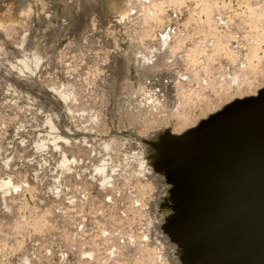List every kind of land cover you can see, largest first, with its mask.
I'll list each match as a JSON object with an SVG mask.
<instances>
[{
    "label": "rangeland",
    "instance_id": "374dc122",
    "mask_svg": "<svg viewBox=\"0 0 264 264\" xmlns=\"http://www.w3.org/2000/svg\"><path fill=\"white\" fill-rule=\"evenodd\" d=\"M118 2L0 0V181L14 186L0 189V264H182L162 230L169 186L156 173L139 175L138 153L126 154L124 145L143 146L148 157L140 158L149 159L144 140L166 128L179 134L264 88V55L257 65L237 63L255 44L247 42L254 30L244 10L264 14V0H243V13L213 9L210 25L226 31L229 57L214 52L213 36L199 33L209 24L194 0L164 5L162 21L144 25L156 34L176 17L173 40L160 50L158 36L136 40L141 13L126 17ZM23 55L38 56L36 71L9 69ZM234 73L237 89L229 83ZM52 89L67 93V102ZM49 120L54 137L67 140L58 148ZM64 154L67 168L60 165ZM102 164L113 179L105 188L95 172Z\"/></svg>",
    "mask_w": 264,
    "mask_h": 264
},
{
    "label": "water",
    "instance_id": "95a60500",
    "mask_svg": "<svg viewBox=\"0 0 264 264\" xmlns=\"http://www.w3.org/2000/svg\"><path fill=\"white\" fill-rule=\"evenodd\" d=\"M144 142L169 186L162 230L181 263L264 264V88Z\"/></svg>",
    "mask_w": 264,
    "mask_h": 264
},
{
    "label": "bare ground",
    "instance_id": "6f19581e",
    "mask_svg": "<svg viewBox=\"0 0 264 264\" xmlns=\"http://www.w3.org/2000/svg\"><path fill=\"white\" fill-rule=\"evenodd\" d=\"M184 0H119V2H118V8H120V9H122L120 12L122 13L123 12V14L124 15H126L125 13H128L129 14V12H130V14H131V16H133L134 14L136 15V14H140L141 13V16H140V18H141V20L140 21H138L139 23H137V24H139L138 26H140V30H139V32H137V34H136V36H135V38H136V40L138 39V40H142L143 38H145V37H147V38H149V39H155V37H156V40L155 41H157V36H158V42L157 43H155L154 45L155 46H157V50H160L161 48L163 49V47L164 46H166V44L170 41V43H171V41L173 40L172 39V35H171V33H173L174 31H175V27L177 26V24L175 23L176 22V17L175 18H173L174 20H172V24L171 25H169V26H165L164 28H163V31H160V32H158V31H156V34H155V31H154V29L153 30H150V29H148V27L146 28V26H148L150 23V20H152V21H156V19L157 20H160V21H162V19H161V17L159 16L161 13H163V11H164V9H163V6L164 5H169V4H171V3H179V4H181V2H183ZM244 1H246L247 2V0H244ZM257 1V0H256ZM125 2H127L126 4H125ZM261 2V1H260ZM194 3L196 4V6H200V8H198L199 9V11H198V9H197V11L199 12V13H201V17H200V20H201V22L203 21V23H208L209 25H207V27H208V29H204V28H202V27H197V28H199V33H206V36H208V35H211V36H213L215 39H216V43H215V45H213L214 46V49H215V51L214 52H216V54L217 55H220V54H218V53H222L221 55H228V57L231 55V53H233V50L232 49H230V47H228V45H227V42H226V40H225V38H227V37H225V33L224 32H226V31H224L223 32V30L221 31V29H219V26H218V28L217 27H212L211 25H210V22L212 21V17H213V9L214 8H217L218 6H222V7H228V9L229 10H233L232 12H238V11H242V13H243V10L244 9H241L242 7H241V5L243 4V5H245L244 3H243V0H230V1H228V0H194ZM260 4V3H259ZM179 7H180V5H179ZM241 7V8H240ZM245 6H243V8H244ZM251 6H247V8L244 10L247 14H248V16H247V20H246V23L247 24H249V26H248V29H250V31L252 30H254V33H252L253 34V37L252 36H250L249 37V40H247V42L249 41L250 42V40H252L251 42L252 43H254V41H255V44H254V46H253V48H252V50H251V52H250V55L249 54H247V55H242L241 54V52L239 51V52H235L234 51V53H237V55L239 54V55H242V56H240V57H242V59H240L239 57V61H237V63L238 64H240V66H242V65H244V67L243 68H246L247 66H246V63H248V65L250 64V66L252 65V63H254V64H256L257 62H258V60H260V59H263V55H264V14L263 13H260L261 11H259V13H258V10L256 9V10H254V9H251L250 8ZM165 8V7H164ZM169 8V7H168ZM263 9V8H262ZM216 10V9H215ZM228 10V11H229ZM238 10V11H237ZM241 11H240V13H241ZM193 12V11H192ZM223 12V11H222ZM231 12V11H230ZM231 12V13H232ZM264 12V11H263ZM167 13V12H166ZM133 14V15H132ZM165 14V13H164ZM120 15H122V14H120ZM161 15H163V14H161ZM194 15V14H193ZM228 15V14H227ZM123 16V15H122ZM128 15H126V17H127ZM130 16V15H129ZM128 16V17H129ZM136 17V16H135ZM220 17V16H219ZM218 17V18H219ZM221 17H223V16H221ZM123 18H125V17H123ZM139 18V19H140ZM163 18V17H162ZM229 18V17H228ZM135 19V18H134ZM225 19V18H224ZM191 20V19H190ZM215 20V19H214ZM220 21L222 20V19H219ZM227 20V19H226ZM230 20V19H229ZM229 20H227L224 24H228V22H230ZM232 20V19H231ZM217 21V20H216ZM200 22V23H201ZM215 22V21H214ZM193 23V22H192ZM170 24V23H169ZM176 24V25H175ZM202 24V23H201ZM215 24V23H214ZM144 25H146V26H144ZM217 25V24H216ZM150 26V25H149ZM186 26V25H185ZM202 26V25H201ZM205 26V25H204ZM228 26H229V24H228ZM231 26V25H230ZM160 27V26H159ZM222 27H223V25H222ZM245 27V26H244ZM138 28V27H137ZM151 28V27H150ZM190 29V28H189ZM204 29V30H203ZM225 29V28H224ZM156 30V29H155ZM160 30H162V29H160ZM195 30V29H194ZM193 30V31H194ZM205 30H207V32H205ZM240 30V29H239ZM181 31V30H180ZM237 31V30H236ZM241 32V31H240ZM183 33V32H182ZM187 33V32H186ZM195 33V32H194ZM248 33H250V32H248ZM174 34H175V32H174ZM197 34V33H196ZM245 34V33H244ZM251 34V35H252ZM245 35H247V34H245ZM174 36V35H173ZM178 36V35H177ZM206 36L204 37V38H206ZM228 36V35H227ZM23 38H22V41L23 40H25L26 38L24 37V36H22ZM175 37V36H174ZM179 37V36H178ZM184 37V36H183ZM186 37V36H185ZM232 37V36H231ZM238 37V36H237ZM242 38V37H241ZM237 39V38H236ZM225 40V41H224ZM229 40V39H228ZM175 41H176V39H175ZM241 41V40H240ZM136 42V41H135ZM184 42V41H183ZM210 42V41H209ZM144 43V42H143ZM177 43V42H176ZM214 43V42H213ZM251 43V44H252ZM250 44V45H251ZM150 45V44H149ZM253 45V44H252ZM212 46V45H211ZM151 47V46H150ZM156 48V47H155ZM172 48V47H171ZM180 48V47H179ZM152 49H153V46H152ZM151 49V50H152ZM165 49V48H164ZM168 49V48H167ZM230 49V50H229ZM234 50H235V47L233 48ZM153 50H156V49H153ZM4 50H2L1 48H0V54H2V53H4L3 52ZM136 53V52H135ZM197 54V53H196ZM3 55V54H2ZM139 55V54H138ZM21 56V55H20ZM26 56H28V55H26ZM154 56V55H153ZM244 56V57H243ZM260 56H263L262 58L260 57ZM23 57V58H22ZM21 58V60L17 63V64H12V63H10V67H9V69L11 68V70H12V72H14V71H16L15 73H17V74H22V73H24V71L26 72V70H29V72H33V70H32V68L33 67H37L38 66V64H39V58H38V56L36 57V55L35 56H33L32 58H30V57H24V55L22 56ZM131 57H133V56H131ZM135 57V56H134ZM152 57V56H151ZM157 57V56H156ZM190 57V56H189ZM195 58V57H194ZM194 58H193V56H191L190 57V60H192L191 62H195L194 61ZM198 58V57H197ZM232 58V57H231ZM245 58V59H244ZM20 59V58H19ZM32 59V60H31ZM196 61H198L197 59H195ZM245 60V61H244ZM152 61H153V59H152ZM188 61V60H187ZM186 61V62H187ZM235 61V60H234ZM233 61V62H234ZM154 62H155V59H154ZM153 62V63H154ZM130 64H131V62H129ZM150 63V62H149ZM152 63V64H153ZM259 63V62H258ZM257 63V64H258ZM256 64V65H257ZM32 65H33V67H32ZM123 65H125V63H122V66ZM129 66V65H128ZM133 66V65H132ZM32 67V68H31ZM125 67H126V65H125ZM149 67V66H148ZM202 67V66H201ZM200 67V68H201ZM38 68V67H37ZM123 68H124V66H123ZM147 68V67H146ZM203 69H205L204 67H202ZM34 69V68H33ZM125 69V68H124ZM202 69V70H203ZM11 70L9 71V72H11ZM31 70V71H30ZM35 71H36V69H34ZM12 72H11V74H12ZM124 72V71H123ZM25 74V73H24ZM23 74V75H24ZM29 74V73H28ZM22 75V76H23ZM229 76V79H230V81H229V83H230V85L232 86V87H235L236 89L238 88V84H237V82H238V80H239V78H238V76L236 75V73H234V74H228ZM247 75V74H246ZM242 76L244 77L245 75L242 73ZM240 77H241V75H240ZM245 78V77H244ZM243 78V79H244ZM188 80H189V78H187ZM202 82H204V83H207L206 82V79L205 78H203L202 79ZM54 88V87H53ZM58 89V88H57ZM57 89H52V92H54V94H56L57 95V97L58 98H60V100L62 101V102H64V103H66L67 102V100L69 99V95L67 94V93H65L63 90L62 91H60V90H57ZM51 90V89H50ZM240 90V89H239ZM162 91V90H161ZM161 91L160 90H156V92L155 93H157V94H159V93H161ZM182 92V91H181ZM154 93V92H153ZM155 93H154V95H155ZM183 93V92H182ZM55 95V96H56ZM159 96V95H158ZM207 96V95H206ZM182 97V96H181ZM209 97V96H208ZM195 98H196V96H195ZM207 98V97H206ZM210 98V97H209ZM208 98V102H209V104H214L215 102H214V100L212 101L211 99H209ZM181 100V99H180ZM180 100H176L177 102H178V107L181 105V102H180ZM193 102V101H192ZM185 103V102H184ZM188 104V103H187ZM207 105H208V103H206ZM216 104V103H215ZM217 105V104H216ZM216 105L214 106V107H216ZM211 107L213 106V105H210ZM174 107V106H173ZM177 106H176V108H177V112L179 113V115H180V112L178 111V108ZM181 107V106H180ZM186 107V106H185ZM175 108V109H176ZM67 109V108H66ZM206 109V108H205ZM65 110V109H64ZM207 110V109H206ZM72 111V110H71ZM174 111V110H173ZM67 112H68V109H67ZM71 113V112H70ZM147 113V112H146ZM182 113V112H181ZM145 114V113H144ZM165 116V115H164ZM186 119V118H185ZM186 121V120H185ZM48 122H50V123H48ZM47 123V126L48 127H50V131L48 132V133H50V135H51V137H52V140H51V142L53 143V147H56V148H58V141H60V140H62V141H67V140H65V138L64 137H62V136H57V134H56V136L54 137V132H55V130L57 131V129H55V124L53 125L51 122L52 121H48ZM178 122V121H177ZM182 122V121H181ZM177 125V124H176ZM57 128V127H56ZM160 133L161 132H159V133H157V134H155V135H153V136H151V141L150 142H155L158 138H159V136H160ZM53 135V136H52ZM48 136H49V134H48ZM50 137V138H51ZM49 138V137H48ZM48 141V140H47ZM46 141V142H47ZM125 141V140H124ZM130 141V140H129ZM48 142H50V141H48ZM122 142V141H121ZM38 143V142H37ZM63 143V142H62ZM67 143V142H66ZM40 144V143H39ZM59 145H60V143H59ZM38 145H36V147H37ZM44 146H46L45 144H44V142L42 143V148H44ZM141 145H138V144H136L135 142H133L132 141V143H127V144H125L124 145V149H125V151H126V154H131V153H138L137 155V157H138V159H140L139 161V168H138V173H139V175H147V176H150V174H154L155 172H153V171H151L152 170V168H151V170H149V168L151 167V159H150V157H149V159H143V158H145V157H148V152H146V151H142V150H144V149H140L141 147H143V146H141ZM106 147H107V145H106ZM145 147V146H144ZM150 148V147H149ZM60 149V148H59ZM147 149V148H146ZM39 150V149H38ZM42 150V149H41ZM140 150V151H139ZM106 152V151H105ZM65 155V156H64ZM63 155V159L61 160V163H60V165H61V168L62 167H65V168H67V166H68V159L66 158V154H64ZM134 155V154H133ZM150 155H151V153H150ZM149 155V156H150ZM135 156V155H134ZM143 156V158L141 159L140 157H142ZM75 160V159H74ZM71 161V160H70ZM107 167V166H106ZM106 167H105V165H103L102 164V166H100V167H98L96 170H95V172H97L99 175H100V180L98 179V184L101 186V187H107V185H110V183H111V180L113 181V179H110V177H109V175H108V172H107V170H106ZM64 168V169H65ZM60 169V168H59ZM156 177L157 178H159L160 177V175H158V174H156ZM57 181L58 180H55V181H53L54 182V187H53V189L54 190H58L56 187H55V184L57 183ZM148 181V180H147ZM52 185V184H51ZM11 187H12V189L14 188V186H12L11 185V183L9 182V181H6V180H1L0 181V189H7V188H9L10 190H11ZM8 189V190H9ZM57 192V191H56ZM132 192V196H134V194H133V191H132V189H130V193ZM131 196V197H132ZM135 197V196H134ZM91 252V251H90ZM84 253V252H83ZM84 254H86V255H88V257H91L92 256V253H84ZM86 255H84V256H86ZM94 255V254H93ZM24 261V260H23ZM22 261V262H23Z\"/></svg>",
    "mask_w": 264,
    "mask_h": 264
}]
</instances>
